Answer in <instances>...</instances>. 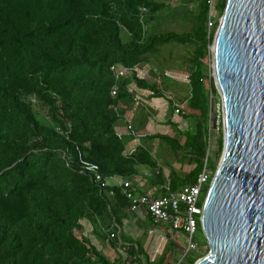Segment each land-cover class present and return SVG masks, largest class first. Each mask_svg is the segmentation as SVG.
<instances>
[{"label":"trees","instance_id":"trees-1","mask_svg":"<svg viewBox=\"0 0 264 264\" xmlns=\"http://www.w3.org/2000/svg\"><path fill=\"white\" fill-rule=\"evenodd\" d=\"M208 1H201L192 30L178 34L150 30L166 8L158 0H0V264H113L81 224L88 221L102 236L109 231L108 239L118 243L111 235L130 202L121 187L102 188L85 164L97 166L107 183L131 182L139 166L157 168L143 148L125 155V142L115 132L132 102L130 87L156 93L157 84L136 72L117 80L111 69L151 64L171 44L194 49L187 67L188 108L199 115L191 116L195 130L185 145L168 139L193 169L184 176L171 172L160 197L197 183L209 151L212 99L218 96L204 72L214 40ZM217 1L221 17L227 0ZM223 146L221 135L218 156ZM207 165L217 171L210 157ZM156 181L165 185L162 172ZM208 252L207 243L199 244L185 264ZM137 263L143 264L140 257Z\"/></svg>","mask_w":264,"mask_h":264},{"label":"water","instance_id":"water-1","mask_svg":"<svg viewBox=\"0 0 264 264\" xmlns=\"http://www.w3.org/2000/svg\"><path fill=\"white\" fill-rule=\"evenodd\" d=\"M223 152L203 203L196 264H264V0H227L212 46Z\"/></svg>","mask_w":264,"mask_h":264},{"label":"crops","instance_id":"crops-1","mask_svg":"<svg viewBox=\"0 0 264 264\" xmlns=\"http://www.w3.org/2000/svg\"><path fill=\"white\" fill-rule=\"evenodd\" d=\"M160 68L159 66H157ZM155 63L143 64L136 70L141 79L155 81L157 92L130 87L132 102L124 107L126 112L115 126L116 134L125 142V155H132L143 148L157 161V168L139 166L138 175L131 181L138 195L159 196L162 189L170 184L171 172L180 176L187 175L193 169L188 160L173 152V144L169 140L185 145L187 137L195 130V120L191 116L199 114L188 108L191 97L189 76L159 70ZM174 78V83H167V76ZM128 108V109H127ZM176 109H181L176 114ZM129 127H132L129 130ZM169 139V140H168ZM169 158L172 163H166ZM159 172L164 175L165 185H158L156 177ZM124 180H109V188L120 187ZM182 189V188H181ZM112 197V196H111ZM113 200V199H112ZM126 217L121 222L117 242L96 234L92 225L82 221L83 233L99 253L104 254L113 264H138L140 257L143 264H172L178 261L187 246V236L182 232L173 231L168 225H155L151 217L144 211L132 212L126 209ZM110 222L107 221L106 225ZM152 232V234H151ZM105 237V238H104ZM186 243L185 248L180 242ZM139 254L131 255L133 250Z\"/></svg>","mask_w":264,"mask_h":264},{"label":"built area","instance_id":"built-area-1","mask_svg":"<svg viewBox=\"0 0 264 264\" xmlns=\"http://www.w3.org/2000/svg\"><path fill=\"white\" fill-rule=\"evenodd\" d=\"M216 2L217 0L208 1L211 9V16ZM142 11L145 13L144 10ZM211 16L209 25L214 28V24L211 23ZM136 70L137 68L128 70L119 67H113L111 69L117 80L126 76H131ZM112 95L114 97L117 96V89L113 91ZM180 113L181 109H176V114ZM131 129L132 127H129V130ZM85 167L87 171L95 175V182L102 188H108L109 183L103 181V177L99 174V168L97 166L85 164ZM211 181L212 176L205 166L195 185L183 187L177 193H171L160 198L154 197L153 195H138L129 181H124L120 186L124 196L130 202L132 212L136 213L144 210L151 217L153 224L168 225L173 231L182 232L187 236L185 251L181 258L172 264H185L187 255L199 249V245L195 242V235L201 226L203 214L202 197ZM115 231V234L111 235L112 239L119 238L120 229L117 228Z\"/></svg>","mask_w":264,"mask_h":264},{"label":"rangeland","instance_id":"rangeland-1","mask_svg":"<svg viewBox=\"0 0 264 264\" xmlns=\"http://www.w3.org/2000/svg\"><path fill=\"white\" fill-rule=\"evenodd\" d=\"M160 2L165 3L166 8L158 13L155 16L154 21L149 25L150 30L153 33H169L174 32L178 34L188 33L192 30L194 26V16L197 14L200 3L202 0H177L173 2V0H158ZM218 2V1H217ZM212 11L211 23L214 24V28L210 27L209 31H213L214 37L218 30L220 20L223 16L218 17L216 5ZM216 21L218 24L215 26ZM212 29V30H211ZM214 41V40H213ZM212 46L210 47L209 59L207 60L204 72L207 75L206 85L211 86V81L213 80V70H212ZM194 55V49L192 46H178V45H169L163 49L161 58L158 60L154 59L152 63L156 64V67L159 66L164 71L174 73V74H182L184 76H189L187 67L189 66L188 60L191 59ZM158 68V67H157ZM158 68L159 70H161ZM172 74L167 76V83H174V78L170 77ZM218 94V93H217ZM222 102L221 98L218 96L213 97L212 99V125L211 132L209 134L210 142H209V151L206 158L205 166L208 168L207 161L208 157H210L211 161L216 163L218 166L222 156H218V141L220 136L223 135V110H222ZM224 141V140H223ZM174 160L169 158L166 163H172ZM211 167V164L209 165ZM209 174H211L212 179L215 175V172L209 170ZM203 198V197H202ZM195 242L199 244H205L206 239L204 237L203 232L198 230L195 235ZM181 246L185 248L186 243L184 241L180 242ZM207 249L201 250L202 254H206ZM196 256V251H192L187 255L185 262L190 260L192 257Z\"/></svg>","mask_w":264,"mask_h":264}]
</instances>
